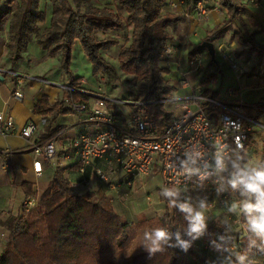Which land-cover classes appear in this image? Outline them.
I'll return each mask as SVG.
<instances>
[{"label":"trees","instance_id":"trees-1","mask_svg":"<svg viewBox=\"0 0 264 264\" xmlns=\"http://www.w3.org/2000/svg\"><path fill=\"white\" fill-rule=\"evenodd\" d=\"M49 1L52 17L50 23L43 28L41 25L45 22V14L40 9L39 0H8L6 7L0 11V30L9 17L6 46L7 58L11 64L18 62L27 44L34 39L48 54L62 56V65L70 78L69 85L77 88L81 79L72 76L67 68L72 46L75 41H79L93 64L95 75L104 73L110 80L117 78V71L106 62L101 51L118 41L115 37L100 39L98 33L122 30L124 24L120 15L110 7L94 4L95 0H75V5L69 0ZM113 1L124 8L128 14L127 20L132 25L131 39L129 44L120 48L118 61L122 73L133 76L141 83V89L135 98L142 104L136 105L135 109L143 115L152 114L160 130H164L169 126L170 112L163 101L172 98L175 90L161 75L168 71L161 63L171 39L169 28L176 26L186 14L192 12L198 1L209 8L212 0H184V13L163 12L166 0ZM217 1L226 10L227 16L216 36L207 38L212 42L232 26L243 25L241 16L246 9L244 0ZM241 39L253 48L264 50V46L258 44L252 36H241ZM201 49L203 48H196L190 56ZM210 62L215 65L217 63L212 59ZM215 78L211 74L206 81ZM205 91L217 98L215 93L208 89ZM74 97L85 98L79 92H74ZM261 106L263 103L258 102L256 107H249L248 116L257 120L263 112L259 108ZM35 111L46 119L47 130L43 139L47 140L59 129H49L51 123L59 114L68 113L71 109L65 108L63 101L50 105L46 99H42ZM254 142L253 135H250L246 151L227 158L230 171L231 161H239L241 158L248 161L246 152ZM261 161H264V137ZM223 175L226 177L228 173ZM160 192L161 190L160 199L168 204ZM159 220L163 222V227L172 232L179 230L183 233L187 226L183 215L172 207L166 209ZM241 220L246 225L243 215ZM3 224L7 230V238L0 254V264H186L188 255L196 254L198 240L192 243L187 252L179 248H166L149 257L143 249L141 237L145 224L133 226L131 222L123 221L106 196L96 199L91 192L78 194L70 187L64 170L59 167L39 196L37 207L18 217L11 216ZM248 236L249 233L246 232L237 239L221 229L214 220H210L202 240L218 254L227 256L233 251L247 253L248 261L245 264H264V242L257 241L258 247L249 251ZM213 241L223 245L228 251H215L211 243Z\"/></svg>","mask_w":264,"mask_h":264},{"label":"built area","instance_id":"built-area-1","mask_svg":"<svg viewBox=\"0 0 264 264\" xmlns=\"http://www.w3.org/2000/svg\"><path fill=\"white\" fill-rule=\"evenodd\" d=\"M179 3L184 5V0ZM209 12L210 9L201 1L192 10L197 22L206 20ZM186 39L184 36L178 42L169 41L164 51L163 62H171L172 58L179 67V85L190 88L186 95L172 96L163 101L170 112V123L164 130H160L152 114L143 115L135 109L136 105L142 104L135 97L114 99L100 89L63 86L67 91L64 101L68 108L72 112L86 114L85 122L90 126V130L70 139L67 147L71 157L79 164L81 173H85L87 167H92L97 178L113 191H118L122 184L131 186L136 176L157 173L163 187H178L183 193L192 183H220L214 173L217 155H222L227 161L228 157L246 151L249 136L259 124L248 118L239 107L232 108L230 104L202 92L199 86L192 84L190 75L200 70L208 53L195 51L188 58V67L182 68ZM220 54L237 79L245 74L244 67L227 48H221ZM161 74L164 76V72ZM74 92L81 93L85 98L76 99ZM11 95L20 101L24 98L18 87ZM168 102L171 103L170 108ZM121 106L129 108L126 116L121 115ZM37 128L38 122L29 119L19 128V135L35 158L52 161L58 154L57 139L61 137V132L38 143L33 141ZM16 130L14 117L5 110L0 111V136ZM189 158L196 159L195 166L200 168V174L186 180L181 161ZM96 159L102 160L104 165H94ZM35 174L40 176L41 172ZM119 174L126 176L123 182L118 181ZM200 175L205 176L202 181ZM79 185V182H70L72 189ZM38 201L37 195L26 197L22 202L23 212L28 213L37 207ZM224 201H227L226 195L220 199L222 206Z\"/></svg>","mask_w":264,"mask_h":264},{"label":"crops","instance_id":"crops-1","mask_svg":"<svg viewBox=\"0 0 264 264\" xmlns=\"http://www.w3.org/2000/svg\"><path fill=\"white\" fill-rule=\"evenodd\" d=\"M7 1L8 0H0V11L6 7ZM69 1L73 3V0ZM179 1L180 0H166L163 6V12L184 13L185 7L180 4ZM40 2L41 0H39V5ZM244 3L246 9L241 16L243 25H234L225 33L230 31V33L234 35L230 38V45L234 47L231 49V53L244 67L245 74L237 79L228 63L223 59L237 81L236 86L230 84L226 87L223 94L220 92V85L218 86V75L220 72L210 73L209 75L214 74L216 78L208 82L206 78L209 75H202L201 77L197 74L198 71L191 74L190 78L192 84L199 86L202 92L209 95L210 93L205 91L208 89L210 92L217 95L216 99L230 104L232 108L239 107L244 111L245 115L250 118L247 114V109L249 107H256L258 102L263 103L264 96L260 94V101L255 102H246L243 100V97L245 93L248 95H255L262 90L264 91V65L261 62L257 65H249V59L253 56H258L260 51H262L261 54H263L264 57V50L253 48L249 43L243 42L241 36H252L258 44L264 46V0H244ZM209 9L210 12L206 20L197 22L192 12H190L186 14V17L178 22L176 26L170 27L169 29L171 34L170 41L173 43L182 39V37H180L181 39L178 38L179 35L184 34L183 37H187L181 61L182 68L184 69L188 67L187 61L190 53L198 47L201 48V43L207 40L208 37L202 39L203 34L205 35L206 32L211 30L215 31L223 25L226 19L227 12L220 6L217 0L211 1ZM47 25V22H44L41 27L43 28ZM8 33L9 17L6 18L0 30V111L5 110L14 117L17 130L9 135L0 136V254L5 248V241L7 238V230L3 223L11 216L18 217L23 213L22 202L26 197L32 195L40 196L42 194L52 180L54 171L57 167L64 170V174L69 182L80 183L76 189H73L75 192L78 194L91 192L96 199L102 196L108 197L114 210L120 217L121 214L124 213L122 209L123 206L121 205L122 197L123 195H127V190L132 187V185L126 186L122 184L118 191H113L109 189L103 181L97 178L92 167H87L85 173L79 171V164L71 157L67 147L70 139L74 136L90 130V126L85 122L86 114L83 113H75L72 111L62 113L51 123L49 129L59 127L56 133L61 132V137L57 139L58 154L54 160L50 161L42 157H34L29 146L20 137L19 128L22 127L27 120L34 119L38 122V128L33 135V141L38 143L45 141L43 136L47 130L46 119L41 114L36 113L35 107L42 99H46L47 103L50 105L60 101L65 103L63 97L66 94L64 92L65 90H62L64 85H69V82L61 83L54 80V78L46 76H32L28 74L27 68L18 66V64H11L7 58L6 45ZM189 44L191 49H189L190 52L188 53L187 46H189ZM205 52L208 53V51H204V53ZM210 59L208 53V56L205 57L206 61L204 60V65L207 63V60L210 62ZM170 60L171 62H165L164 67L169 71L168 65L170 63L176 66L177 80L175 82L167 80L169 84L175 87L172 96L177 98L188 94L190 88L181 87L179 85V67L174 62V59L171 58ZM203 67L200 69H204ZM168 71L164 72L165 78ZM197 80H199V82ZM81 81H83V79H81ZM222 81L223 79L221 77L220 82ZM80 86L85 85H81L80 83ZM17 87L24 95L21 101L15 99L11 95ZM64 107L68 108L66 103ZM259 108H261L263 112L259 115L258 119L254 120L250 118L259 124L254 127L253 134L257 132V128H264V122L260 121L261 116L264 115V103L263 106ZM93 164L96 166H103L104 162L96 159L93 161ZM38 171L41 172L40 176L35 174ZM125 178L126 176L123 174H119L117 177L118 181L122 182ZM15 200L19 201L17 210H14L12 206ZM210 203L211 202L208 201L206 209H210ZM123 221L131 222L132 225L134 223L132 217ZM199 239L202 240V236Z\"/></svg>","mask_w":264,"mask_h":264},{"label":"rangeland","instance_id":"rangeland-1","mask_svg":"<svg viewBox=\"0 0 264 264\" xmlns=\"http://www.w3.org/2000/svg\"><path fill=\"white\" fill-rule=\"evenodd\" d=\"M93 2L98 6H107L114 9L120 15V18L123 21L124 28L122 30H110L104 33H98V38L100 39L105 37H115L118 41L117 44L111 45L108 49L101 51V54L106 62L114 67L117 71L118 77L110 80L104 73L95 75L93 64L86 56L79 41H75L72 46L70 61L67 70L70 74H72V76L83 79V81H81V85L85 86L81 87H86L85 89H100L114 99L134 98L137 96L141 89V83L133 76L122 73L118 61L120 48L123 45L129 44V41L131 39L132 25L127 20L128 14L123 7L116 4L113 0H95ZM75 3V0H73L74 5ZM39 6L45 14V22L49 24L52 17V8L50 2L48 0H41ZM220 28L221 27L217 28L215 31L211 30L206 32L205 35L203 34L202 39L206 37L210 39L215 37L217 30H219ZM183 35L184 34L179 35L178 38H183ZM232 36H234L233 33H230V31H228L227 33L215 38L214 47L215 59L217 62L216 65L207 60V63L203 65L204 67L202 66L204 69H200L197 72V74L201 77L202 75H209L210 73L220 72L218 75V86L220 85L219 87L221 94L224 93L226 87H228L230 84L234 86L237 85V81L235 80L233 73L219 54L221 48H227V50L232 52L231 49L234 48L230 45V38ZM189 49H191L190 44L189 46H187L188 53L190 52ZM202 50L207 51V49L205 48H203ZM261 52L262 51L258 53V56H253L249 59V65H257L260 62L264 65V57ZM22 55L24 56H22L16 64H18V66H23V68H27L28 74L32 76H46L54 78V80L61 83L70 82L69 75L62 65V56L60 54H48L38 46L34 39H32L27 44L26 49L23 51ZM161 65L164 66L165 62H162ZM168 67L169 71L166 74V79L175 82L177 80L176 66L170 63ZM221 77L223 79L222 82H220ZM197 81L199 82V80ZM62 91H64L67 95V91L65 88H63ZM260 94H263L262 96H264V91L262 90L255 95H248L245 93L243 100L246 102L260 101ZM66 95H64L63 97L64 100L66 98ZM167 106L170 108L171 103L168 102ZM111 107L112 109H116L115 106ZM120 108V111L122 113H118H121L122 116H126L129 113V108L127 106H121ZM260 121L264 122V115L261 116ZM257 129V132L253 134V138L255 139L256 143L254 142L253 144H251L246 152L249 165H254L258 161H261V146L264 137V128L259 127ZM218 186L219 184L213 185L210 183H192L185 192L181 193V199L190 197L192 203L195 205L198 204L201 198H206L207 204L208 201L212 203L210 209H205L207 222L210 220H214L221 229H224L237 239H240L247 232L246 225L242 223L241 215L237 216L228 213L225 205H221L220 199L224 195H226L227 202L231 203L233 201L241 199V197L239 196V193L232 191L226 183L224 184L225 191L217 195L215 190ZM162 187L161 177L157 173H153L150 176H136L133 181L132 187L127 190V195H123L122 197L121 205L123 206L122 209L124 213L121 214V218L125 220L132 217V220L134 221L133 226L138 223L142 225L145 224V229L141 233L142 238L144 231L163 225V222L159 219L164 215L166 209L171 208L169 204L162 201L159 197V191L162 189ZM147 197H149L150 199L148 200ZM18 205L19 201H13L12 206L14 210H17ZM233 248L237 249V246H234ZM218 256L223 258V256L225 255L214 252L203 240L198 239L196 244V254L188 255L186 264H211L212 261H217ZM217 264H219V261L217 262Z\"/></svg>","mask_w":264,"mask_h":264},{"label":"clouds","instance_id":"clouds-1","mask_svg":"<svg viewBox=\"0 0 264 264\" xmlns=\"http://www.w3.org/2000/svg\"><path fill=\"white\" fill-rule=\"evenodd\" d=\"M196 159L189 158L181 161V169L186 180H191L193 176L200 174V168L196 167ZM231 171L229 161L222 155L215 157L214 173L220 181L216 188L219 195L225 191L226 183L232 191L239 193L241 199L228 203L224 201L227 212L233 215H243L245 218L248 236V249L257 248V241L264 242V161H258L254 165H249L247 160L241 158L239 161H231ZM192 165V166H190ZM228 173L225 177L223 174ZM202 181L205 176L200 175ZM160 195L167 200L168 204L177 212L183 215L186 221V228L181 231L172 232L163 226L154 227L143 233V249L151 257L155 253L163 252L166 248H179L187 252L192 247V243L203 236L207 230V208L206 198H201L198 204H193L190 197L181 199V189L176 187H163ZM187 237V238H184ZM220 239H223L220 237ZM215 251H228L221 244L211 242ZM234 257V259H233ZM245 264L248 261L247 253L230 252L229 255L217 257V261L211 264Z\"/></svg>","mask_w":264,"mask_h":264},{"label":"water","instance_id":"water-1","mask_svg":"<svg viewBox=\"0 0 264 264\" xmlns=\"http://www.w3.org/2000/svg\"><path fill=\"white\" fill-rule=\"evenodd\" d=\"M200 47L207 49V51L210 55V58L212 60L216 61V59H215V47H214V43L212 41H204L201 43Z\"/></svg>","mask_w":264,"mask_h":264}]
</instances>
